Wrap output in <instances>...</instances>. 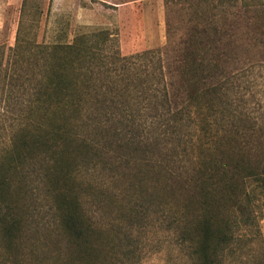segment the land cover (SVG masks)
Masks as SVG:
<instances>
[{
  "label": "trees",
  "instance_id": "1",
  "mask_svg": "<svg viewBox=\"0 0 264 264\" xmlns=\"http://www.w3.org/2000/svg\"><path fill=\"white\" fill-rule=\"evenodd\" d=\"M234 1L264 14V0ZM21 34L22 25L5 72L28 50L33 75L0 78L4 91L27 96L0 149V264L24 262L40 198L67 239L62 264H119L130 231L155 212L171 218L199 264H216L248 215L246 186L264 184V148L242 140L258 135L264 144V125L257 130L239 111L225 47L195 34L171 63L163 50L122 55L108 29L54 44L26 45ZM90 205L117 206L114 237Z\"/></svg>",
  "mask_w": 264,
  "mask_h": 264
},
{
  "label": "rangeland",
  "instance_id": "2",
  "mask_svg": "<svg viewBox=\"0 0 264 264\" xmlns=\"http://www.w3.org/2000/svg\"><path fill=\"white\" fill-rule=\"evenodd\" d=\"M234 3V0H0V78L6 72L21 81L33 75L27 68L32 60L28 50L21 56L17 70L12 67L5 72L21 25V38L26 45L71 43L80 33L108 29L113 33L111 48L120 49L122 55L163 50V57L171 63L180 58L185 46L195 41L192 36L202 33L205 38L202 41L211 36L217 45L225 47L224 66L235 76L238 109L251 113L250 123L258 130L264 125V14L256 7L247 10ZM1 84L0 80V149L10 137L14 112L27 104L24 89L16 86L13 91H4ZM2 108L10 112L3 115ZM242 140L250 141L255 152L264 148L258 135ZM95 178L101 180L102 175L97 173ZM250 181L246 186L250 197V201L246 200L248 215L240 214L232 243L216 264H264V184L256 179ZM34 207L25 235L22 264H62L67 258V239L58 230L44 198ZM112 208L90 205L89 210L97 218V224L108 227L114 237L120 219L117 206ZM179 234L169 216L155 212L142 226L130 231L131 240L124 246L129 257L121 253L119 257L125 259L119 264H199L192 245L184 244Z\"/></svg>",
  "mask_w": 264,
  "mask_h": 264
}]
</instances>
